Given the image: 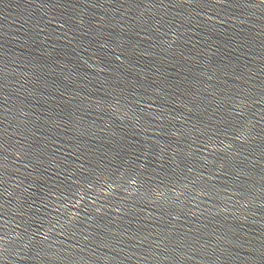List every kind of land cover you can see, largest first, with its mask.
<instances>
[{
  "label": "water",
  "instance_id": "95a60500",
  "mask_svg": "<svg viewBox=\"0 0 264 264\" xmlns=\"http://www.w3.org/2000/svg\"><path fill=\"white\" fill-rule=\"evenodd\" d=\"M0 264H264V0L1 28Z\"/></svg>",
  "mask_w": 264,
  "mask_h": 264
}]
</instances>
